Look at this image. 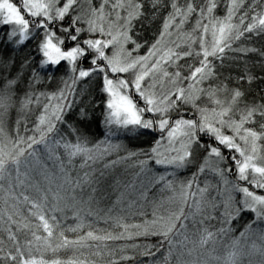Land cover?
I'll return each mask as SVG.
<instances>
[{
    "label": "snow or ice",
    "instance_id": "1",
    "mask_svg": "<svg viewBox=\"0 0 264 264\" xmlns=\"http://www.w3.org/2000/svg\"><path fill=\"white\" fill-rule=\"evenodd\" d=\"M97 113L106 132L93 144ZM0 136V192L6 205L12 201L0 212L10 242L5 248L0 240V264H95L80 250L125 234L160 237L171 256L173 234L190 219L220 225L203 228L201 246L243 228L224 264H242L240 242L258 231L261 243L250 247L264 264V0H0ZM120 136L135 150L111 143ZM41 146L62 170L123 148L122 159L156 170L154 188L171 193L176 210L154 211L151 221L131 226L135 233L115 217L119 235L88 230L69 239L66 231L91 225L72 209L76 223L62 230V197L32 177ZM209 173L215 185L201 180ZM84 182L94 193L99 179L85 173ZM131 247L147 256L160 250ZM61 249L74 254L45 258Z\"/></svg>",
    "mask_w": 264,
    "mask_h": 264
},
{
    "label": "bare ground",
    "instance_id": "2",
    "mask_svg": "<svg viewBox=\"0 0 264 264\" xmlns=\"http://www.w3.org/2000/svg\"><path fill=\"white\" fill-rule=\"evenodd\" d=\"M99 120H101L100 128L104 129V130H102L101 133H104L106 130H105L104 126H103V118L100 117ZM1 137H3V136H1ZM102 138H100L98 141L102 140ZM1 139H2L1 141L3 143L4 142V137L1 138ZM111 143H113V144H123V145H125L127 147L129 146V143L126 142L123 138L119 139V141H117V143L115 141H112ZM141 146L145 147L146 145L142 144ZM41 147L43 148V146H41ZM57 154L58 155H62V150L59 153H57ZM126 155H127V153L124 151L123 148L119 149L118 151L117 150H113L100 163H97L96 161H95V163H93L92 161H88L87 165L84 166V167L81 166L83 164L82 158H80V159L77 158L73 162L72 166L68 167L66 165L64 170H62L60 164L55 159H49L47 153L43 149V150H39L38 156H39V158L42 157L41 158L42 161L46 160L47 164L46 165L45 164L38 165V163L35 162V160H33L31 162V167L33 169L32 177H33V180L35 182H38V184H39L41 189L47 190V188L49 187L48 185L50 184L52 190L53 191H58V192L60 190V186L63 184V181H64L67 184L66 195L67 196H71L73 201L77 202V205H76L75 209H76L77 212H79V214H80V216L82 218L84 217V215L86 213L85 210H87V208L89 207V204L86 203V201L89 200L90 196L94 197L91 205H93V204L97 205V206H99L100 209H101V203L102 202L103 203L106 202L105 209L106 210L110 209V210H107L109 215L106 218L101 217V218H103V219H101L102 223H100V224L97 223V224L99 226V229H100V227H104L105 229L109 230L111 224L113 223L112 219H110V217H113V215L115 216L114 212L117 211L115 209L118 207V201L115 200V198H114V196L112 194V192H113L112 191L113 190L112 187L114 186V188H115L117 185H119L121 183L120 185L122 187H124V189H131V188L134 189V187L137 185V182H138L136 180L139 179L138 178L139 177L138 174L135 172L137 167L134 168V167L130 166V164L133 163V161H135V160H133V159H127V160L122 159V157H124ZM117 160L121 161V163H117ZM108 161H110V163ZM113 162H115V163H113ZM109 164L111 166H109ZM105 165H108V167H105ZM44 168L48 169V172H47L48 173L47 174L48 181H47V183L49 182V184H47V187H46V185H45V183L43 182V179H42V172L43 171H41V169H44ZM85 173H88L89 177H93L94 176V177L99 179V183H100V185H102L103 190H100V192H99V190L95 187L96 183H94L92 185V187H94L96 190H98L99 198H95V196H98V195H96L97 191H95L93 193L91 191L90 187L84 188L85 189V191H84L83 187L86 186V185L88 186V184L84 182L85 181ZM101 173H103L102 178H101ZM183 176H184V174L181 175V178H183ZM205 177H207L206 179L213 178L212 180L214 181V183L211 180H210L211 181L210 183L211 184L213 183V185L216 184L217 178L214 177L212 174H207L206 176L201 177V180L203 181ZM231 179L234 180L235 177H231ZM147 180H150V178H148ZM77 182H79V184ZM147 183H151V181H147ZM66 184H64V185H66ZM6 186L7 185H5V187ZM201 186H203V184ZM86 190H89V192L86 191ZM155 190H156L155 188L152 189L151 190L152 194L149 193V195H154ZM260 193L264 194V192H259L258 194H260ZM26 194L32 195V196L36 195L35 192H33L31 189L28 192H26ZM213 195H215V193H213ZM105 197L107 198L106 201H104ZM142 198H143V196L140 195V198H138V200H136L137 201L136 203L139 204L140 206H141V204H145L143 206L154 210L153 208H156V206L158 205L159 197L158 198L156 197V199L152 198L149 202H146V200L144 198L143 199ZM50 199H51V197H50ZM68 199L71 200V198H68ZM148 199H150V197ZM130 200H131V198H130ZM126 202L127 201H124L123 203H126ZM11 204H12V201H9L7 205L5 204V202H4V193L0 192V212L4 211L3 205H5L7 209H11ZM119 204H121V203H119ZM150 205L153 206V208H151ZM111 207L113 209H111ZM114 207H116V208H114ZM20 208H21V210L24 209L25 211H27V206L20 205ZM167 208H168V206H167ZM102 209H103V206H102ZM102 209L99 211V213L102 212ZM174 210H176V209H174ZM24 214H26V213H24ZM57 215H58V219L64 220V221H61L62 230L70 228L71 226H74L75 223H76L75 220L73 221V216L75 215V213H73V215L71 217H68L67 215H61L59 213ZM100 215L104 216L102 213H100ZM63 217H67V218L64 219ZM188 222L190 224L193 223L191 221V219L188 220L187 223ZM102 224H103V226H102ZM187 225H189V224H187ZM193 225H196V224H193ZM210 226L212 227L211 231L212 230L216 231L217 230V226L220 227V225L217 224L214 221L211 222ZM235 226L236 225H234L233 227L236 229V231L234 232L236 234V233L241 231L242 227L240 225H237L236 227ZM259 227H264V226H259ZM83 230L85 231L86 229H83ZM237 230H238V232H237ZM105 232H106V230H105ZM198 232H200V231H198ZM198 232L196 234H198ZM69 233L74 234V233H72L70 231H69ZM250 235H252L255 238L254 240H258V243H261V240L259 239V232L258 231L255 232V234L252 233ZM200 236L201 235L198 234V235H196V238L193 237V236H191V237L193 239H196V241H198L200 239ZM217 237H219V236H217ZM217 237H215V238H217ZM180 239H184V241L186 242V243L184 242L183 244H181L183 253H185L186 251L191 253L189 255L190 257L187 256L188 257L186 259L187 263H189L190 261L194 262L192 256H201L202 255L199 252L194 251V246L195 245L194 244H190L191 242L188 243L187 240H185V235L181 236ZM101 242H104V241H101ZM97 243H100V242L98 241ZM109 244H112V243L109 242ZM106 245L101 246L100 244L99 245L96 244L97 249H95V250L100 251L102 253L103 252L107 253L108 251H111V253H112L115 250L114 247L116 245H119V243L113 242V244L109 248H107ZM102 247H104V248H102ZM222 248H223V246H221V249ZM127 251H128V246L126 244V246L121 247L118 250V253H122L123 254V253L126 252L125 254L128 255ZM204 251L207 252L208 249H204ZM178 252H179V250H178ZM211 253L213 254L212 256H215V258H218V256H220L214 249H212ZM179 254H182V252H179ZM244 255L245 256L248 255V257H249V254H247V253H244ZM250 255L253 257V259L254 258H256V259L258 258L260 260V257L258 255H256V254L252 253L251 251H250ZM129 256H130V254H129ZM204 257L206 258V255Z\"/></svg>",
    "mask_w": 264,
    "mask_h": 264
},
{
    "label": "rangeland",
    "instance_id": "3",
    "mask_svg": "<svg viewBox=\"0 0 264 264\" xmlns=\"http://www.w3.org/2000/svg\"><path fill=\"white\" fill-rule=\"evenodd\" d=\"M141 54H143V52H141ZM1 138H3V137L0 136V143H2V141H1L2 139ZM104 139H105V136H103L102 140H104ZM119 139H120V137L119 138H113V139H111V142L115 141L117 143V141H119ZM102 147H104V146L102 145ZM40 150H43V148L41 147ZM108 155H109V153L107 155H105L103 158L97 159L96 162L100 163ZM41 158H39V160H35V162H37L38 165H41V164H45L46 165L47 161L46 160L42 161ZM108 162L110 163V161H108ZM117 163H121V161L117 160ZM137 164H138V161L135 160V161H133V163L130 164V166L135 168V167H137ZM109 166H111V165L109 164ZM41 171H43L42 172L43 182L45 183V185L47 187V184H49V182L47 183V181H48V178H47L48 169L44 168V169H41ZM160 171H163V170L161 169ZM135 172L138 174V176H139L138 178L139 179L136 180L138 182H137V185L134 187V189L133 188L124 189V187H122L120 184L117 185L115 188H114V186L113 187L111 186L113 188L112 194H113L115 200L118 201V207L117 208L114 207V208H116L115 210H117L116 212H114L115 216L113 215V217H111L112 222L113 223L115 222V219H114L115 217H121L122 218L121 212H123L124 210H125V212H127L128 209L130 208L129 211L131 213L130 212L129 213L131 215H135V217H130V218H128V221L124 220V222H122V223L129 225L130 227H129L128 231L132 232V233H135L136 229L132 228L131 226L132 225H143L145 221H151L153 219V212L154 211H155L157 216H165V217H167V215H169L171 212L175 211L174 209H176V207H177L174 202H171V201L168 200V197L171 195V193H163L162 194L159 191V189L155 188L156 190L154 192V195H149V193L152 194L151 190L154 189L153 177L156 174V170L155 169H152L151 172H149V171H141V169L139 167H137ZM184 175H188V174H184ZM148 178H150V180H147ZM206 178L207 177H205L204 180H207L208 182L212 181L214 183V181L212 180L213 178H211V179H206ZM229 179H231V177H229ZM147 181H151V183H147ZM213 183H212V185H213ZM216 183H217V180H216ZM64 184H66V183L63 181V184L60 186L59 195L62 197L61 207H65L66 206V211L64 213H62L61 215H67L68 217H71L73 215V213H74L72 211V209L76 208L77 202H74L71 196H67L66 195L67 184L66 185H64ZM48 186H50V184ZM141 191H143L144 195H141ZM88 192H89V190H88ZM140 195L143 196L144 199L146 197V199H145L146 202H149L152 198L156 199V197L157 198L159 197V202H158V205L156 206V208H153V206L150 205V207L154 209V210H152V209H150L148 207L143 206L145 204H141V206L139 204H137L136 200H138V198H140ZM149 197H150V199H148ZM237 197L239 198V194H237ZM68 198H71V200L68 199ZM130 198H131V200H130ZM124 201H127L126 202L127 203L126 207H123L124 204H125V203H123ZM86 203H87V201H86ZM119 203H121V204H119ZM167 206H168V208H167ZM89 207H91V211H92L91 215L88 214L89 213ZM89 207L87 208V210H85L86 213H85L84 217H85L86 220L89 219V218H95V217H100V218L104 217V218H106L109 215L107 210H110V209L105 210L104 206H103V209L101 207L102 214L104 216L100 215L101 212L98 213L101 209L97 205L93 204V205H91ZM111 209H113V208L111 207ZM131 209H132V211H131ZM141 215H142V217H139ZM85 219H84V222H85ZM135 219L140 220V221L135 222ZM61 221H64V220H61ZM73 221H74V219H73ZM214 222H216V221H214ZM97 223H98L97 220H92V221L85 222V224H90L91 225V228H86L87 231L88 230H92L94 232L96 230L99 231V226H98ZM185 223L189 224V225H187L186 230L181 231L179 229V227H178L176 229V233L173 234V240H175V239L176 240H180V237L185 235V236H187L188 243L191 242L190 244H194L195 245L194 248L200 247L201 245L199 244V240L196 241V239H193L191 236L196 238V235H198V234L201 235L202 231H203V228H208L209 230L212 229V227L210 226L211 223L210 224H204V225H199V224L193 225L194 223L190 224L189 222L188 223L185 222ZM115 225H116V222H115ZM218 228H219V226H217V229ZM100 229H102V228L100 227ZM123 231H124V229L119 227L116 235H119ZM198 231H200V232H198ZM212 231H215V230H212ZM241 231H243V228L241 229ZM197 232H198V234H196ZM237 232H238V230H237ZM239 235H240V232H238L236 234L235 233L229 234L226 237L222 236L223 238L221 236H219L217 238H214L211 242H209L210 244H209V246H207V248H208L207 252H205L204 249H201V250L197 249V251H199L200 254H202L203 256L202 255L201 256H192L194 262L190 261L189 263H187L186 259L188 258L187 256H189L190 254L187 251L185 253L182 252V254H179L180 255L179 256V264H224V261L227 258L228 253L230 251H232V248H231L232 241L235 238H238ZM134 236L135 235H133V237ZM124 238H127V234H125ZM254 239L255 238L252 235L249 234V235H247V237L244 240H241V242H240L241 249L243 250V252L249 254V257H248V255L247 256H245V255L243 256L242 264H259V259L258 258L257 259L254 258L253 259V257L250 255V251H251V247L250 246H251V244L253 242H255L258 245L260 244V243H258V240H254ZM221 246H223L222 249H221ZM212 249H214L220 255V256H218V258H215V256H212L213 255L211 253ZM205 255H206V258L204 257Z\"/></svg>",
    "mask_w": 264,
    "mask_h": 264
},
{
    "label": "trees",
    "instance_id": "4",
    "mask_svg": "<svg viewBox=\"0 0 264 264\" xmlns=\"http://www.w3.org/2000/svg\"><path fill=\"white\" fill-rule=\"evenodd\" d=\"M255 46L259 47L260 46V42L257 41ZM252 59H255V57H253ZM254 71L259 72V69L255 68ZM97 118L98 119L100 118L99 113H97ZM15 119H16V112L13 111L12 114H11V122L6 124V131H8L9 133H11V131L14 130V127H15L14 121H15ZM100 123H101V120H100ZM102 130H104V129L99 128V131H98L97 130V126H96L95 123H93L91 125V137L90 138L92 139L93 144L96 143L100 138H102L104 136V134L101 133ZM21 134H23V132ZM121 138H123V137L120 136V139ZM126 142H128V141H126ZM134 143L136 144L137 148L142 147L141 143H139V142H134ZM145 147H147V145ZM128 148H130L132 150H135L132 147V145H130V144H129ZM86 187H89V186L86 185V186L83 187V189L86 188ZM95 187L99 190V192H100V190H103V187H102V185H100V183H96ZM98 190H96L97 191L96 195H98ZM84 191H85V189H84ZM86 191H88V190H86ZM258 193H259V190H258ZM95 198H99V195L95 196ZM106 200H107V198L105 197L104 201H106ZM126 205H127V203H125L123 207H126ZM102 206L105 207L106 206V202L105 203L102 202L101 203V207ZM3 208L5 210L6 206L3 205ZM129 209L125 213H124L125 210L123 212H121V214H122L121 215L122 216V221L121 222H124V220L128 221V218H130V217H135V215H131L130 214L131 212L129 211ZM8 210L10 211L11 209H8ZM21 211H22V213L23 212L26 213V214L23 213L25 216L28 215V210L25 211L24 209H22ZM131 211H132V209H131ZM139 217H142V215L139 216ZM83 219H85V217ZM101 219H103V218H100V217L89 218L87 220L85 219V222L92 221V220H97L98 223L100 224V223H102ZM137 221H140V220L135 219V222H137ZM32 222L35 223V220H32ZM102 226H103V224H102ZM101 228H102L101 230L99 229V231H97V230L95 231L98 235L105 234V230H106V232H110L113 235H116L117 231L119 229V227H117V225H115V222L111 224L109 230L105 229L104 227H101ZM13 230L15 231V227L13 228ZM86 231H87V229L85 231L82 230L81 232L74 233V234H71V233H69V231H66L65 234L68 236L69 239H76L77 236L82 235ZM38 234H43V233L41 232V233H38ZM19 239L21 240V242H23L24 236L21 235L19 237ZM0 240H3L5 248L10 246V242L8 241V238H7V233L3 231V225L2 224H0ZM160 240H161V238L157 237V236H148L147 238H145L143 236H139V237L138 236H134L131 239L122 238V239H119V240H111V241H104V242L99 241L100 243H97L98 241H89L88 243L91 245V247L81 249L80 251H82L84 253V255L88 256L90 259L94 260L95 264H111L112 261H116V264H165V257H168L167 264H179V256H180L179 252H183L181 244H183L185 242L184 239H180V240H176L175 239V240H173L174 247L172 248V255L171 256H169L168 245L166 243L161 245L160 244ZM211 241L212 240H210L209 242H211ZM109 242H111L112 244H113V242L119 243V245H116V246L114 245L115 246L114 247L115 250L112 252L111 256H109V253H111V251H108L107 253L103 252L101 256H93L92 255L93 253L97 252V250H95V249H97L96 244H98V245L100 244L101 246H104V245L107 244L106 246H107V248H109L112 245V244H109ZM187 242H188V240H187ZM209 242L206 245H204V246H200V247L194 248V251L199 252V251H197V249L198 250L208 249L207 246H209V244H210ZM126 244L128 246V251H127L128 255L125 254L126 252L123 253V254L122 253H118V250L121 247L126 246ZM132 245L159 246L160 250L156 251V249L154 248L153 251L155 252V255L154 256H147V255L143 254L144 251H145V249L143 247H141L139 249H134L133 247H131ZM102 248H104V247H102ZM178 250H179V252H178ZM73 254L74 253H73L72 249L71 250L70 249H66V250L65 249H61L57 253L56 257H53L51 253H46L45 258L68 259ZM129 254H130V256H134L135 257V259L133 261L121 260V256H129Z\"/></svg>",
    "mask_w": 264,
    "mask_h": 264
}]
</instances>
